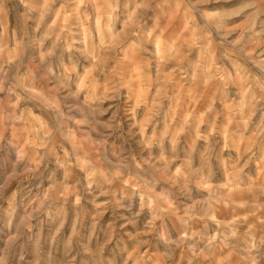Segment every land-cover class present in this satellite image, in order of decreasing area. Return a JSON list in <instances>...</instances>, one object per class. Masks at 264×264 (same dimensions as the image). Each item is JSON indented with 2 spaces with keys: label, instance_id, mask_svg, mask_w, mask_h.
I'll use <instances>...</instances> for the list:
<instances>
[{
  "label": "rangeland",
  "instance_id": "1",
  "mask_svg": "<svg viewBox=\"0 0 264 264\" xmlns=\"http://www.w3.org/2000/svg\"><path fill=\"white\" fill-rule=\"evenodd\" d=\"M0 264H264V0H0Z\"/></svg>",
  "mask_w": 264,
  "mask_h": 264
}]
</instances>
